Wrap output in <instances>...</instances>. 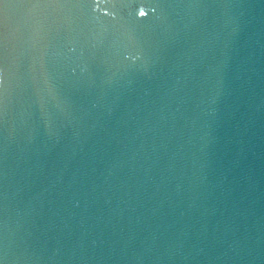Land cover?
Returning a JSON list of instances; mask_svg holds the SVG:
<instances>
[{"label":"water","instance_id":"water-1","mask_svg":"<svg viewBox=\"0 0 264 264\" xmlns=\"http://www.w3.org/2000/svg\"><path fill=\"white\" fill-rule=\"evenodd\" d=\"M0 264H264V0H0Z\"/></svg>","mask_w":264,"mask_h":264}]
</instances>
